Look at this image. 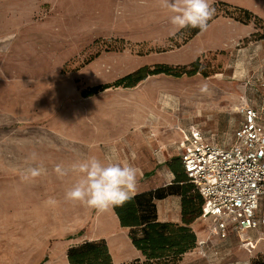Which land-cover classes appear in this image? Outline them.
<instances>
[{"label": "rangeland", "instance_id": "obj_1", "mask_svg": "<svg viewBox=\"0 0 264 264\" xmlns=\"http://www.w3.org/2000/svg\"><path fill=\"white\" fill-rule=\"evenodd\" d=\"M114 3L95 0L91 15L87 0H31L18 9L24 23L16 24L15 46L0 52V264H68L69 247L97 234L88 225L96 210L65 199L78 178L72 164L114 156L139 170V183L163 184L175 179L171 168L191 127L228 147L245 103L264 126V19L252 12L260 19L246 22L240 6L216 0L208 25L223 18L252 31L233 45L198 50L199 32L145 14L139 0ZM196 60L194 74L115 85L141 68L189 70ZM249 236L259 245L253 256L234 238L216 263L264 264V236Z\"/></svg>", "mask_w": 264, "mask_h": 264}, {"label": "built area", "instance_id": "obj_2", "mask_svg": "<svg viewBox=\"0 0 264 264\" xmlns=\"http://www.w3.org/2000/svg\"><path fill=\"white\" fill-rule=\"evenodd\" d=\"M239 112L243 120L232 145L213 144L193 126L178 146L183 170L203 197L201 218L208 220L209 232L197 250L209 264L221 257L213 237L264 236V126L256 107L245 103ZM250 236L242 239L244 247L255 242Z\"/></svg>", "mask_w": 264, "mask_h": 264}, {"label": "trees", "instance_id": "obj_3", "mask_svg": "<svg viewBox=\"0 0 264 264\" xmlns=\"http://www.w3.org/2000/svg\"><path fill=\"white\" fill-rule=\"evenodd\" d=\"M227 5L228 4H224ZM246 22L259 20L251 11L238 8ZM192 35L199 28H183ZM199 71V61L191 64V69H178L167 65H158L153 70L141 68L119 79L115 85L132 87L144 80L150 74H171L181 76L185 73L194 74ZM110 86H104L106 89ZM180 165L172 167L175 173L174 181L155 189L137 193L122 206L113 207L122 227L128 229L133 245L141 251L143 259H136L126 264H180L186 253L195 250L198 237L193 223L203 214V197L185 174L180 157ZM181 197V222L161 221L158 218L157 201L168 196ZM69 264H114L112 255L105 239L86 240L68 249Z\"/></svg>", "mask_w": 264, "mask_h": 264}, {"label": "crops", "instance_id": "obj_4", "mask_svg": "<svg viewBox=\"0 0 264 264\" xmlns=\"http://www.w3.org/2000/svg\"><path fill=\"white\" fill-rule=\"evenodd\" d=\"M50 1L55 2L56 5L58 6V2L60 4L62 3L63 0H50ZM87 1H88V6H87L88 14L91 15L93 14L92 9L94 8L93 5H95V0H87ZM105 1L108 2L115 1L114 5H116V3H119L120 5L118 7L119 9H121V5L125 7L124 2L126 0H105ZM139 1L141 2L143 8L148 9V11L145 12V14L162 17L166 20H169V24H171L170 17L173 15V13L169 9L161 7L160 0H139ZM214 1L216 0H210L211 3ZM222 1L238 5L242 8H245L255 13L257 16L264 19V0H222ZM30 2L31 0H0V52L2 53L8 52L14 48L15 39H16L15 36L17 35L16 24L24 23L23 15L20 14V11L18 9L24 8V6L28 7ZM114 5L112 4L113 7ZM251 31H252V27L250 26H240L237 25L236 23L229 22L228 20H225L223 18H219L214 20L205 31L199 32V34H197V36L193 39V44L197 46L198 50L223 48L225 47L226 44L233 45L234 41H237L241 37L247 36ZM136 136H142V135L136 134ZM186 136L187 133H184V139ZM205 137L207 140H210L206 135ZM178 157H180V153L178 154ZM172 182L173 181L169 180V181H165L163 184L161 183L156 184V182H153V184L147 182L138 183L135 194L143 191L155 189L161 186H167ZM143 184H145L146 186L149 185V188H147V190L145 189L138 190L142 187ZM181 210H182V206H181L180 196L172 195L157 201L158 218L161 221L181 222L182 221ZM94 216L95 217L91 222L88 223V225L91 226V230H96L97 234L93 237L89 236L86 239L81 240V242H84L86 240L105 239L109 247V251L112 255L114 264H126L136 259H143V255L141 251L138 250L133 245L131 239L129 238L128 229L121 226L120 221L117 215L115 214L113 208L104 214H98L95 211ZM201 220H203V224H205V228L203 227V229L201 230L200 228L198 230L195 229L197 232L198 240L205 239L209 232L208 220L204 218H201ZM195 225L196 222L193 223L194 228ZM234 238L238 243H240L239 244L240 247L247 254H250L252 256L255 253L256 249L259 247L258 243L256 242H252L251 244H249V246L244 247L242 243L243 238H240L237 234H231L229 238L225 241H219L217 237H213L211 244L216 249L219 250L222 259L224 258L225 255L228 256L232 252L233 244L235 243ZM81 242H77L75 245ZM72 246L74 245H71L70 247ZM196 260L204 261L205 264L208 263L205 261L206 259L199 254L196 248L194 251H190L186 253L180 264H196ZM243 264H249V261L247 260L243 262Z\"/></svg>", "mask_w": 264, "mask_h": 264}, {"label": "clouds", "instance_id": "obj_5", "mask_svg": "<svg viewBox=\"0 0 264 264\" xmlns=\"http://www.w3.org/2000/svg\"><path fill=\"white\" fill-rule=\"evenodd\" d=\"M160 5L173 13L170 22L177 30L191 27L205 31L216 11L210 0H160ZM43 170L41 166L40 171ZM56 170L62 175L69 171L62 170L60 165ZM70 171L78 174V178L66 191L65 199L79 201L98 214L130 201L139 183V170L131 164L116 161L114 156H108L104 161L96 157L79 161L71 165ZM38 174V171L32 172V175Z\"/></svg>", "mask_w": 264, "mask_h": 264}]
</instances>
